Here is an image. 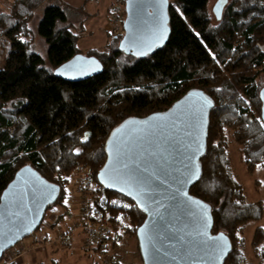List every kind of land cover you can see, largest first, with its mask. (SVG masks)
Instances as JSON below:
<instances>
[{"label":"trees","instance_id":"1","mask_svg":"<svg viewBox=\"0 0 264 264\" xmlns=\"http://www.w3.org/2000/svg\"><path fill=\"white\" fill-rule=\"evenodd\" d=\"M209 3L170 0L169 39L146 57L120 48L124 17L119 34L86 52L100 60L102 72L67 81L54 71L83 52L79 33L88 14L64 0H7L9 10L0 11V200L16 172L29 164L61 187L46 214L55 204L68 206L76 171L89 166L98 186L93 217L110 218L115 227L124 220L126 231L138 237L146 214L98 178L107 160L106 142L124 120L165 111L191 89H202L215 105L201 157L202 177L190 192L212 206L213 233L231 239L224 264H251L242 234L248 223L264 216V202L247 199L230 147L232 142L240 146L250 174L264 170V0H228L221 19ZM39 8L44 14L37 33L47 43L48 65L29 39V23ZM120 238L111 233L107 241L116 248ZM263 241L264 228L259 227L255 249ZM91 264L101 263L95 259Z\"/></svg>","mask_w":264,"mask_h":264},{"label":"water","instance_id":"2","mask_svg":"<svg viewBox=\"0 0 264 264\" xmlns=\"http://www.w3.org/2000/svg\"><path fill=\"white\" fill-rule=\"evenodd\" d=\"M227 3L216 1L217 19ZM169 6L170 0H125L120 48L146 57L163 47L171 32ZM102 70L96 56L78 53L54 72L80 81ZM261 99L264 121V87ZM214 105L205 91L191 89L165 111L124 120L106 142L107 160L98 178L146 214L137 232L144 264H224L232 251L228 235L213 233L212 206L190 192L202 177ZM60 191L29 164L16 172L0 200V260L39 228Z\"/></svg>","mask_w":264,"mask_h":264},{"label":"rangeland","instance_id":"3","mask_svg":"<svg viewBox=\"0 0 264 264\" xmlns=\"http://www.w3.org/2000/svg\"><path fill=\"white\" fill-rule=\"evenodd\" d=\"M114 1L115 5L120 6L123 10V0H121V2ZM216 1L217 0H210L209 8L211 11ZM8 10L9 5H7V0H0V11ZM43 14V8H39L33 15L29 23V27L32 30L29 39L31 38L33 40L36 51L47 59V43L37 33V28ZM2 43L3 42H0V45H2ZM4 44L5 48H9V41H6ZM81 48L84 54L89 50V47L86 46H81ZM46 64H49L48 59ZM230 155L234 173L241 183L247 199L250 201L264 202V170L258 169L255 174H250L242 161L241 148L235 142L231 144ZM85 168H88V171H86ZM92 181L93 176L89 166L81 167L76 171L71 182L72 195L68 201V206L55 204L53 208L47 212L43 223L37 230L25 237L11 249L7 250L10 251L8 253L11 256L17 255L20 252L19 257L13 260L16 261V264H91V262L95 260L92 255L90 256V253L84 249V228L79 225L82 216L83 200L87 197L86 194L90 195L88 198L93 202L94 189L98 188L97 184H95L94 181L92 183ZM68 210L70 211L69 213H67ZM61 214L64 215L62 219L59 218ZM93 214H96L95 207ZM96 217L97 215H95V218ZM109 222L112 226L111 233L113 235L115 233L121 235L116 248H114L112 241H108L111 251L117 254L121 259H119L118 262H122L123 264H144L139 250L138 237L130 231H126V221L122 220L117 227L110 221V218ZM72 227L75 228L74 239L72 244L66 247H62L58 243L53 244L50 241V236H44L49 233L54 237L63 231L72 230ZM259 227L264 228V216L258 221L248 223L242 234V248H244L251 264H262V262H264V241L258 246V249H255L254 246L256 230ZM1 261V264H5L4 258H2ZM96 261H99L97 257ZM99 263L101 262L99 261Z\"/></svg>","mask_w":264,"mask_h":264},{"label":"built area","instance_id":"4","mask_svg":"<svg viewBox=\"0 0 264 264\" xmlns=\"http://www.w3.org/2000/svg\"><path fill=\"white\" fill-rule=\"evenodd\" d=\"M121 2V0H116ZM125 1L123 0V10L120 6H116L113 10V18L118 20H123L126 15L125 12ZM119 34V33H118ZM84 169V168H83ZM88 171V168H85ZM88 179V178H87ZM93 183V181H92ZM86 199L83 200V209L82 216L80 220V226L84 228V249L90 253L95 259L96 257L102 264H111L119 261V256L111 251L108 244V237L112 232V226L108 219L103 218H95L94 219V204L88 198V194H86ZM76 227V226H75ZM73 228V227H72ZM71 228V229H72ZM75 228L72 230L63 231L57 236H51V243L60 244L62 247H66L71 245L74 239ZM40 241V240H37ZM6 251L2 258H4L5 264L10 263L14 259L19 257V253L17 255L11 256ZM121 260V259H120Z\"/></svg>","mask_w":264,"mask_h":264},{"label":"crops","instance_id":"5","mask_svg":"<svg viewBox=\"0 0 264 264\" xmlns=\"http://www.w3.org/2000/svg\"><path fill=\"white\" fill-rule=\"evenodd\" d=\"M66 3L81 7L88 14L79 33V47L101 48L112 36L120 33L121 20L113 18L116 7L114 0H64ZM82 50V48H81ZM83 51V50H82Z\"/></svg>","mask_w":264,"mask_h":264},{"label":"snow or ice","instance_id":"6","mask_svg":"<svg viewBox=\"0 0 264 264\" xmlns=\"http://www.w3.org/2000/svg\"><path fill=\"white\" fill-rule=\"evenodd\" d=\"M113 203H115V201H113ZM214 248L215 249H219L220 248V245L219 244H216V245H214Z\"/></svg>","mask_w":264,"mask_h":264}]
</instances>
